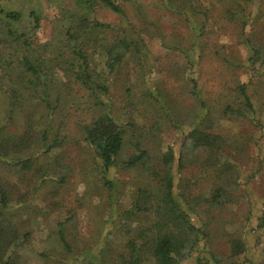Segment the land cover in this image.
Listing matches in <instances>:
<instances>
[{
    "label": "trees",
    "instance_id": "obj_1",
    "mask_svg": "<svg viewBox=\"0 0 264 264\" xmlns=\"http://www.w3.org/2000/svg\"><path fill=\"white\" fill-rule=\"evenodd\" d=\"M159 2L164 9H172L182 15L189 13L198 26V34H192L191 40L170 47L162 44L160 54L153 57H150V42L158 37L141 31L128 34L123 25V21L127 23V14L117 0H72L70 5L57 8L52 17L35 9L23 14L0 7V102L5 105L0 114L1 171L6 172L8 169L22 176L27 172L31 174V168L36 164L34 160L39 155L48 154L69 143L67 130L70 121L58 118L62 114L59 110V87L66 94L67 89L72 86L76 97L83 93L87 100H91L92 107L86 109L90 114L88 122L79 123L80 142L91 152L94 163H98L109 195L114 189L109 176L117 166L122 169H133L140 165L145 167L150 155L144 146L146 141H152L150 139L156 137L152 131H159V128L153 127L150 133L142 134L138 133L135 122H118L112 114L110 78L117 80L121 75L124 76V72L129 74L136 71L141 81L145 82L146 73L150 69L167 80L173 76L176 77L174 79L182 78L195 66V61L189 60L186 53L199 51L200 40L215 9L219 8L225 21L236 22L235 19H238L244 34L248 24L247 12L252 5L251 0ZM97 6L118 15L120 23L105 24L93 20L92 15ZM144 35L152 40L147 43ZM245 40L250 49V67L264 69V42L254 43L250 36H245ZM199 49L201 50L200 46ZM243 66L241 63V67ZM55 75L56 83L59 84L56 88L53 87ZM190 83L192 86L188 87L187 93L192 99L191 108L180 114L181 118L185 115L190 117L189 131L182 136L178 154H174L171 148L161 154L159 182L152 185L142 183L132 194L130 208L117 215L114 226L121 227L124 234L128 231L126 227H132L131 222H137L129 230L134 236L128 242L126 255L118 253L115 259L109 242L103 244L94 255L97 264H182L193 252L200 249V254L209 246L212 235L206 228L211 220L203 219L206 213L210 210L224 211L232 205H238L239 197L235 192L240 186L237 181L239 175L234 177L236 172L227 147L233 144L234 149H237L240 138L247 133L245 136L239 132L225 136L218 132V126L220 120H225L236 125L243 122L244 129L252 127L250 116L256 113L252 102L253 93L249 92L248 81L237 84L235 101L227 102L216 112L212 102H205L202 98V91L196 80L193 79ZM165 84L166 82L156 83L151 90L148 89L147 95L157 103H161L160 96H165L167 100L163 102L167 104L171 100V94L167 92ZM126 90L128 94L131 92L129 88ZM152 93H156L157 98ZM126 101L130 103L131 100L127 97ZM16 113L22 122L10 127L17 117ZM166 120L164 118L165 125L168 123L171 127H177L176 118ZM126 141L133 152L125 160L119 161V156L126 148ZM194 164L207 169L210 175L220 181L204 200L200 195L194 194L192 188L187 191V196L181 193V190L185 191L186 185L182 176H179L186 167ZM174 172L178 174L177 181L174 180ZM35 176L36 174L32 175L34 178ZM39 181L44 187L60 190L66 185V176L63 172L51 176L43 173L39 176ZM7 183L0 175V264H18L15 262L17 257L12 255L17 246L14 238L18 237V228H13L12 216L26 205L32 206L36 213H40L41 208L33 204L31 198L26 200L23 194L13 200V189ZM36 187L37 185L32 193ZM179 197L181 201L178 200ZM201 202L203 203L200 204ZM191 215L198 219L199 226L192 223ZM150 216L154 217L153 223L140 228V219ZM72 219L69 216V219L58 223L59 242L63 245L66 256H70L72 252L62 226ZM261 228H264V217L257 220L254 230ZM229 239L226 264H238L231 260L245 253L247 242L239 233ZM210 262L219 264L216 257H209L208 261L199 255L194 264ZM88 264L94 263L91 261ZM261 264H264V260Z\"/></svg>",
    "mask_w": 264,
    "mask_h": 264
},
{
    "label": "rangeland",
    "instance_id": "obj_2",
    "mask_svg": "<svg viewBox=\"0 0 264 264\" xmlns=\"http://www.w3.org/2000/svg\"><path fill=\"white\" fill-rule=\"evenodd\" d=\"M251 1L244 34L241 32L238 19H235L236 22L225 21V16L220 15L219 8L215 9L207 23V30L200 40L201 50L198 46L199 51L196 53L189 51L186 53L189 60L195 61V66L182 78L174 79L176 77L173 76L167 80L161 78L164 76L155 73L152 69L146 73L145 82L141 81L136 71H131L129 74L124 72V76L121 75L117 80L110 78L112 114L118 122L122 123L124 120L135 122L138 133L142 134L150 133L153 127L159 128V131L156 129L152 131L156 137L150 139L152 141H146V147L144 146L150 155L145 167L140 165L133 169H122L117 166L114 169L111 177L109 176L114 186L111 195L105 188L98 163H94L91 152L80 142L79 123L88 122L90 114L86 109H90L91 100H87L83 93L76 97L72 89L74 86L67 89L65 94V90L60 89L59 84L56 83L55 75L53 87H59V110L62 113L58 118L59 120L66 118L70 121L67 130L69 143L48 154L39 155L34 160L36 164L31 168V174L27 172L22 176L8 169L6 172L0 170L1 177H4L8 186L11 185L13 189V192L11 191L13 200H17L19 194H23L26 200L31 198L33 204L41 208V212L36 213L32 206L26 205L12 216L13 228H18V237L14 238L17 246L14 247L12 254L17 257L15 262L88 264L92 261L97 264L94 255L100 251L103 244L109 242L115 259L118 253L126 255L128 242L134 236L129 230L134 228L137 222H131L132 227H126L128 231L124 234L121 227L114 226L116 217L130 208L132 194L142 183L152 185L159 182L162 170L161 154L168 148H171L174 154H178L182 136L189 131L190 118L188 115L181 118L180 114L181 111L191 108L192 99L187 91L188 87L192 86L191 80L195 79L198 88L202 91V98L205 102L210 100L216 112L220 111L227 102L235 101L237 84L248 81L249 92L253 93L252 102L256 113L250 116L251 119L249 118L253 126L246 129L243 122L236 125L220 120L218 132L222 135L231 136L239 132L245 136L247 133L245 137L240 138L237 149H234L233 144L227 147L228 156H231L230 161L233 162L236 172L234 177L237 178L239 175L237 181L240 186L235 192L239 202L228 210H210L206 213L203 219L211 220L206 228L212 235L209 246L200 254V249L196 250L182 264L196 263L198 255L208 261L209 257L213 256L219 264H226L229 256V238L237 233L247 242V250L231 261L238 264H261L264 260V228L258 231L254 229L257 220L264 217V69H259L258 66L254 69L250 67L248 62L250 49L245 36L252 37L254 43L264 42V0H260V4L259 0ZM71 2L72 0H0V7L5 10H17L23 14L35 9L52 17L57 8L65 4L70 5ZM117 2L127 14V23L123 21V25L128 34H136L139 31L150 32L151 35L159 38L152 40L144 35L147 43L148 40H152L150 57L160 54L162 44L170 47L191 40L192 34H198V26L189 13L182 15L178 11L164 9L159 0H117ZM92 19L105 24H119L121 18L97 6ZM241 63L244 64L243 67ZM59 78H61L60 72ZM165 82L164 87L171 94V100L166 104L163 101L167 98L158 96L161 103H157L147 95V91L156 83ZM126 88L131 89L129 94ZM152 96L157 98L156 93H152ZM127 97L130 98V103L126 101ZM4 108L5 105L0 102V114ZM164 118L167 120L176 118L177 127H171L168 123L165 125ZM21 122L20 116H17L10 127L13 124L20 125ZM132 152L133 148L126 141V148L119 156V161L125 160ZM66 168L69 170L66 171ZM59 172H63L66 176V185L60 190L44 187L39 181V176L43 173L51 176ZM208 173V170L199 167V164L186 167L179 176L180 178L182 176L186 185L185 191L181 190V193L187 196V191L192 188L194 194L200 195L204 200L210 190L220 182ZM35 174V178L32 177ZM174 176V180L177 181L178 174L174 172ZM36 185L35 192L32 193ZM178 200L181 201V197ZM69 216L73 218L72 221H67L62 226L72 252L70 256H66L63 245L59 242L58 223L69 219ZM153 221V216L142 217L139 227H146ZM191 221L199 226L195 216L191 215ZM10 249L11 247L8 251Z\"/></svg>",
    "mask_w": 264,
    "mask_h": 264
}]
</instances>
